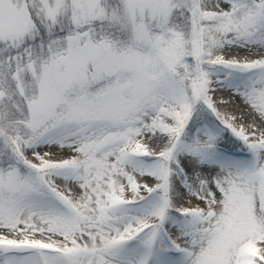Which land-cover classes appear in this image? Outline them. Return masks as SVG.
Wrapping results in <instances>:
<instances>
[{"label": "snow or ice", "instance_id": "snow-or-ice-1", "mask_svg": "<svg viewBox=\"0 0 264 264\" xmlns=\"http://www.w3.org/2000/svg\"><path fill=\"white\" fill-rule=\"evenodd\" d=\"M0 264H264V0H0Z\"/></svg>", "mask_w": 264, "mask_h": 264}]
</instances>
